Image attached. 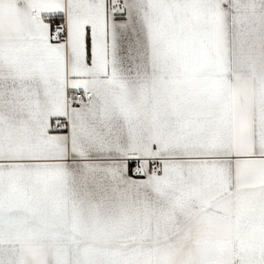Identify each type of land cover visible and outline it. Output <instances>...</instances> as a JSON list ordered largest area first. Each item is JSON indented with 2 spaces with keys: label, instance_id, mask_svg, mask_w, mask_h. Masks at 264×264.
Here are the masks:
<instances>
[{
  "label": "snow or ice",
  "instance_id": "6c2138e0",
  "mask_svg": "<svg viewBox=\"0 0 264 264\" xmlns=\"http://www.w3.org/2000/svg\"><path fill=\"white\" fill-rule=\"evenodd\" d=\"M0 264H264V0H0Z\"/></svg>",
  "mask_w": 264,
  "mask_h": 264
}]
</instances>
